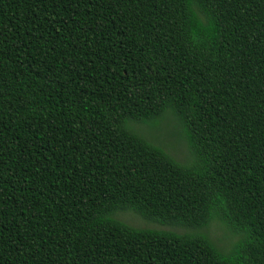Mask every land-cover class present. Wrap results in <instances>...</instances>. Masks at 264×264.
<instances>
[{
    "label": "trees",
    "instance_id": "1",
    "mask_svg": "<svg viewBox=\"0 0 264 264\" xmlns=\"http://www.w3.org/2000/svg\"><path fill=\"white\" fill-rule=\"evenodd\" d=\"M0 264H264V0H0Z\"/></svg>",
    "mask_w": 264,
    "mask_h": 264
},
{
    "label": "rangeland",
    "instance_id": "2",
    "mask_svg": "<svg viewBox=\"0 0 264 264\" xmlns=\"http://www.w3.org/2000/svg\"><path fill=\"white\" fill-rule=\"evenodd\" d=\"M131 125L135 128L134 130L141 134L142 138L155 146L163 148L177 161L181 163L189 161L191 156L187 142L181 132V127L170 111L166 112L160 120L151 125L131 123L130 127ZM113 218L138 229L167 230L177 234L187 231L179 226L153 223L130 210L117 211L113 214ZM203 232L208 234V237L225 251L237 240L235 235L231 234L224 225L217 221H213Z\"/></svg>",
    "mask_w": 264,
    "mask_h": 264
}]
</instances>
